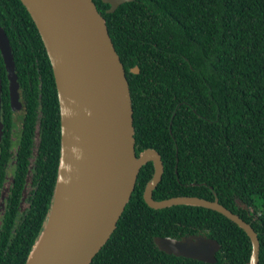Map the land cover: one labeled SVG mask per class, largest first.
Here are the masks:
<instances>
[{"label":"trees","instance_id":"1","mask_svg":"<svg viewBox=\"0 0 264 264\" xmlns=\"http://www.w3.org/2000/svg\"><path fill=\"white\" fill-rule=\"evenodd\" d=\"M92 1L127 79L135 155L155 151L163 166L153 199L217 198L254 229L258 264H264V0H134L111 14L108 4ZM0 27L27 111L21 173L38 131L35 189L14 234L20 188L13 190L0 249V264H26L57 183L60 113L46 50L20 0H0ZM134 67L138 74L131 73ZM0 78L4 111L7 88ZM153 173L151 162L139 170L113 233L90 264H207L167 255L154 244L155 237L181 239L198 231L220 246L214 264L249 263V238L221 214L190 205L149 208L143 192Z\"/></svg>","mask_w":264,"mask_h":264},{"label":"water","instance_id":"2","mask_svg":"<svg viewBox=\"0 0 264 264\" xmlns=\"http://www.w3.org/2000/svg\"><path fill=\"white\" fill-rule=\"evenodd\" d=\"M106 13L134 0H101ZM43 42L57 90L61 154L46 225L26 264H90L113 233L134 190L139 170L153 163L143 192L151 209L190 205L221 214L245 232L251 243L248 264H258L254 229L217 198L174 197L155 201L153 190L163 166L152 150L135 155L133 112L127 79L106 23L92 0H20ZM0 53L11 102L18 99L11 47L0 27ZM1 93V86H0ZM1 107V98H0ZM1 137V122H0ZM72 188V189H70ZM63 190V191H62ZM64 194L65 198L60 200ZM45 243V244H44ZM167 255L214 264L216 240L201 235L155 237Z\"/></svg>","mask_w":264,"mask_h":264},{"label":"flooded vegetation","instance_id":"3","mask_svg":"<svg viewBox=\"0 0 264 264\" xmlns=\"http://www.w3.org/2000/svg\"><path fill=\"white\" fill-rule=\"evenodd\" d=\"M2 58V55L0 53ZM3 62V59H2ZM14 63V62H13ZM15 72V69H14ZM132 74H138L139 70L137 67L131 69ZM16 74V73H15ZM4 76V81L6 82L7 88V97H8V109L2 110V99L0 107V122H1V137H0V249L3 245V234L7 230L8 225L5 228V221L7 212H9V206L12 204L13 200V190L16 188V185L20 191V196L17 201L16 215L14 218V224L12 225L10 232L15 233L16 225L19 220L25 215V210L29 205V197L31 192L35 189L34 179L31 176V172L34 170V160L37 156V141H38V131L35 132L33 144L30 148V155L25 163V172H20V165L18 162V151L20 149V139L23 129V120L27 113L24 97L21 94V88L17 78L18 84V99L14 102H11L10 92H9V82L7 79V73L5 70L3 62V71L0 68V77ZM1 93L2 96V79L0 78ZM7 133V135H6ZM6 136L8 140H6ZM147 151V150H145ZM144 151V152H145ZM140 153L139 157L144 153ZM34 159V160H33ZM149 163V162H148ZM21 174V176H18ZM192 235H201L205 236L204 232L198 231L197 234ZM191 236V235H188ZM185 236V237H188ZM206 237V236H205ZM182 258V257H181ZM192 260V259H191ZM196 261V260H195Z\"/></svg>","mask_w":264,"mask_h":264},{"label":"bare ground","instance_id":"4","mask_svg":"<svg viewBox=\"0 0 264 264\" xmlns=\"http://www.w3.org/2000/svg\"><path fill=\"white\" fill-rule=\"evenodd\" d=\"M70 189H72V188H70ZM62 191H63V190H62ZM63 198H65L64 194H62V195L60 196V200L62 201ZM44 244H45V243H44Z\"/></svg>","mask_w":264,"mask_h":264}]
</instances>
